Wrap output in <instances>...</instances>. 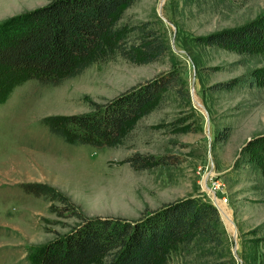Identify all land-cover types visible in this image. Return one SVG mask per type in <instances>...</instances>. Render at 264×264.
Returning a JSON list of instances; mask_svg holds the SVG:
<instances>
[{"label":"rangeland","instance_id":"1","mask_svg":"<svg viewBox=\"0 0 264 264\" xmlns=\"http://www.w3.org/2000/svg\"><path fill=\"white\" fill-rule=\"evenodd\" d=\"M47 1L0 0V21ZM263 13L264 0H134L123 18L154 21L168 46L161 61L133 64L115 57L56 85L27 79L13 86L0 101V264H36L27 252L75 222L50 212L43 195L26 192L20 185L26 181L54 186L87 216L135 218L185 196L214 205L213 193L224 212L215 203L222 246H181L166 264H264V157L243 147L264 133V49L238 52L195 39ZM171 66L188 99L165 91L122 144L67 143L41 121L85 111L90 100ZM232 79L229 88L212 87ZM225 125L226 139L214 138ZM133 151L170 154L172 162L134 169L124 160Z\"/></svg>","mask_w":264,"mask_h":264},{"label":"trees","instance_id":"2","mask_svg":"<svg viewBox=\"0 0 264 264\" xmlns=\"http://www.w3.org/2000/svg\"><path fill=\"white\" fill-rule=\"evenodd\" d=\"M134 0H48L0 21V101L27 80L56 85L93 62L119 57L133 64L161 61L168 46L154 21H129L124 10ZM195 39L238 52L264 49V13L240 25L221 28ZM235 79L212 85L229 88ZM165 91L188 99L178 70L171 66L114 94L89 101V108L41 118L48 130L71 144L115 146L130 138L137 118L146 114ZM229 126L215 131L225 140ZM264 157V133L243 145ZM170 154L133 151L124 160L134 169L172 162ZM26 192L43 195L48 210L75 222L62 233L31 248L36 264H166L181 246H222L215 206L185 196L143 209L135 218L84 215L54 186L43 181L20 183Z\"/></svg>","mask_w":264,"mask_h":264},{"label":"bare ground","instance_id":"3","mask_svg":"<svg viewBox=\"0 0 264 264\" xmlns=\"http://www.w3.org/2000/svg\"><path fill=\"white\" fill-rule=\"evenodd\" d=\"M193 97H194V99H196V97L193 95ZM197 100V99H196ZM206 189H207V191L208 190H210V189H208L207 187H205ZM210 194H212V197H213V199H214V201H215V203H216V205L218 206V208L221 210V212H222V214H224V212L222 211V207L220 206V204L217 202V198H216V196L213 194V193H210ZM225 220H226V222H227V224H228V226H229V228L231 229V230H233V226L231 225V223H230V221L227 219V218H225Z\"/></svg>","mask_w":264,"mask_h":264},{"label":"water","instance_id":"4","mask_svg":"<svg viewBox=\"0 0 264 264\" xmlns=\"http://www.w3.org/2000/svg\"><path fill=\"white\" fill-rule=\"evenodd\" d=\"M159 9H160V7L158 8V11H159ZM190 92H191V95H192V91H191V89H190ZM191 97H192L193 102H195L197 105L201 106V103H200L198 100L194 99L193 95H192ZM213 202H214V201H213ZM214 206H216L215 203H214ZM216 207H217V206H216ZM219 212H220V211H219Z\"/></svg>","mask_w":264,"mask_h":264}]
</instances>
